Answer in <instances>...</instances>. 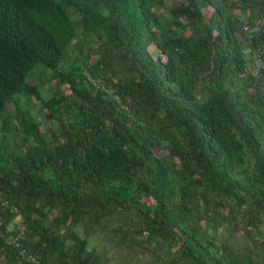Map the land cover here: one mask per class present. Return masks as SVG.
<instances>
[{
    "label": "trees",
    "instance_id": "trees-1",
    "mask_svg": "<svg viewBox=\"0 0 264 264\" xmlns=\"http://www.w3.org/2000/svg\"><path fill=\"white\" fill-rule=\"evenodd\" d=\"M166 1L0 0V198L36 264H264V71L246 54L264 60V25L243 30L264 0H181L165 21ZM0 216V264H34Z\"/></svg>",
    "mask_w": 264,
    "mask_h": 264
},
{
    "label": "built area",
    "instance_id": "built-area-1",
    "mask_svg": "<svg viewBox=\"0 0 264 264\" xmlns=\"http://www.w3.org/2000/svg\"><path fill=\"white\" fill-rule=\"evenodd\" d=\"M262 25H264V19H257L252 24H246L243 30L248 33H255L260 30ZM246 54L251 59L249 69L254 74L264 71V60L260 57L257 51H253L252 49L248 48L246 50ZM0 209L2 211H6L10 216V229H8L9 232L4 237L5 244L17 250L19 256L27 262L36 264L38 262L36 256L28 253V250L23 246L22 243L25 230L23 227V217L18 207L9 200L0 198ZM2 225L3 219L0 216V227Z\"/></svg>",
    "mask_w": 264,
    "mask_h": 264
},
{
    "label": "rangeland",
    "instance_id": "rangeland-1",
    "mask_svg": "<svg viewBox=\"0 0 264 264\" xmlns=\"http://www.w3.org/2000/svg\"><path fill=\"white\" fill-rule=\"evenodd\" d=\"M181 0H168L166 1V6L159 8L158 13L161 16V18L165 21H168L169 16H168V8H170L171 5L176 4L178 2H180ZM36 110V108L34 109V111ZM9 229H10V225H9ZM216 237L218 240L220 241H226L229 240L232 243H234L237 246H242L245 245V240L243 239L242 236V232L236 233L233 236H230L226 230H224L223 228L216 234ZM102 233L101 232H97L93 235L92 237V241L89 244V248H97L98 250H105V252L107 253V255H111L112 260L115 259V256L112 255V251L108 248L105 247L106 245L101 241L102 239ZM134 264H150V261L147 258H143L142 261L137 262Z\"/></svg>",
    "mask_w": 264,
    "mask_h": 264
}]
</instances>
